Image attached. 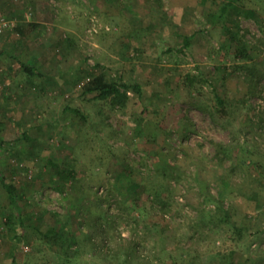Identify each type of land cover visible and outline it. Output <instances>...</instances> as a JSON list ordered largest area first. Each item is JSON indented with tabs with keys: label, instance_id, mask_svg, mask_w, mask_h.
Instances as JSON below:
<instances>
[{
	"label": "rangeland",
	"instance_id": "1",
	"mask_svg": "<svg viewBox=\"0 0 264 264\" xmlns=\"http://www.w3.org/2000/svg\"><path fill=\"white\" fill-rule=\"evenodd\" d=\"M224 3L0 0L16 26L37 24L0 35V50L23 43L11 53L22 51L18 60L0 54V170L23 187L25 208V229L16 225L14 235L0 185V264H264V0L232 3L222 18ZM229 30L250 59L235 56ZM35 52L43 76L29 79L20 60ZM95 64L138 83L142 95L129 92L124 109L83 95ZM242 64L259 74L235 67ZM187 73L212 83L189 87ZM219 143L231 150L222 165ZM52 164L74 171L62 191ZM126 164L150 193L125 194L126 179L116 176ZM108 188L116 190L109 205L101 201ZM207 191L221 192L240 234L227 223L201 224V211L216 206L205 207ZM252 193L258 202L246 199ZM56 224L58 242L45 236Z\"/></svg>",
	"mask_w": 264,
	"mask_h": 264
},
{
	"label": "trees",
	"instance_id": "2",
	"mask_svg": "<svg viewBox=\"0 0 264 264\" xmlns=\"http://www.w3.org/2000/svg\"><path fill=\"white\" fill-rule=\"evenodd\" d=\"M240 0H226V3H224L220 9V17H224L227 13L228 7L232 3H237ZM2 15V14H1ZM238 25V24H236ZM37 27V24L35 23H29L26 25L18 24L13 28V30L17 31L19 34L23 35L26 33V31H29L30 29H35ZM230 31V30H229ZM232 37H231V42L234 43L236 46L234 47V53L235 56L241 59H250V55L247 53L245 47L242 46V42L240 43V40L238 38V33H235L233 31H230ZM242 37V36H241ZM183 46L188 47L189 46V38L184 37L183 38ZM127 50L129 48H132L128 44L126 45ZM24 71L30 76L29 79H33V77H42L43 73L36 69L32 65H27V64H22ZM96 66L94 67L97 72H92L89 73L88 77H84L83 79H86L84 82H82L81 85V91L83 95H89L93 94L94 97L102 102H107L111 105L112 108L118 107L124 109L127 106V102L129 101V92H133L137 94L138 96L142 95V88L138 83H127L123 80V75L119 74L116 78H112L109 74L106 73V68L100 64H95ZM237 69H246L249 72H252L253 75L259 74L257 70L253 69H248L246 65H236L235 66ZM256 73V74H255ZM264 73H261L259 77L263 76ZM184 83L189 86L196 88V83H206L210 85L212 83V80L208 78V76L203 75V74H191L187 73L184 77ZM254 85H251V89H249V93L254 94ZM213 89V88H212ZM213 96L215 99V102L220 105L221 107L225 106L226 100H224L216 90L213 89ZM73 112L80 114L81 117L83 118L84 115L81 114L78 110L73 109ZM262 114H264V108L261 111ZM263 118H261L262 121ZM25 139L29 140V137H27L24 134ZM1 143V142H0ZM230 147L228 145H223L221 143L216 145V159L219 165H222L225 161L226 158L230 157ZM255 166H259L257 162H254ZM58 171L59 175L63 177V182L59 181L58 183H55L56 187H58L61 191L64 190V186L66 184L65 179L68 181L69 179L73 178L74 171L72 169L63 171L59 166L52 164ZM65 172V173H64ZM133 172V169L129 167L128 164L125 165L124 170L117 175V181L121 179V177L126 179V186H125V194H128L131 199H135L133 195H138L139 193L149 192V188L145 182H137L133 179L131 176V173ZM259 177H261V174H258ZM262 179V177H261ZM223 180V179H222ZM65 181V182H64ZM224 181V180H223ZM0 185L4 189L7 199H8V204L6 206V217H5V224L7 226V229L10 232H13L15 235L16 228L15 226L18 225L22 229H25V224H24V217H23V208L24 205L20 202L22 201L23 198V187H17L16 184L11 183L6 181L5 176L2 174L0 170ZM30 185L36 186L35 182L31 181V184L27 183L25 184V188L28 190H31L32 187ZM24 188V189H25ZM191 189H193V186H190ZM115 189L108 188L106 192V198H102L101 201L107 202L109 205V198L115 196ZM155 195H158L159 191L155 190L153 191ZM120 194V193H119ZM118 194V195H119ZM122 195V193L120 194ZM123 197V196H122ZM133 197V198H132ZM246 199L248 200H253L254 202H258V195L256 193H252L250 195H246ZM124 198H121V201L124 202ZM119 202V203H123ZM216 203L215 208H206L205 210L203 209L200 213V218H201V224L205 227L207 226V223L213 224L216 227H218V224L222 223H227L231 225L233 233H238L242 231V229L239 227V224L237 221H232L229 214L225 212L223 209V197L221 192L219 191L216 196L211 195L207 191V197L205 201V207L209 203ZM168 204L163 205V207H167ZM206 212V217L209 216L207 221H204L205 215L202 213ZM136 220V218H134ZM232 221V222H231ZM199 222V221H198ZM95 225H101L98 221L93 222ZM208 224V225H209ZM200 225L199 223L196 224V226ZM200 225V226H202ZM61 226L59 224H56L52 228H50L47 231V234H45L46 237L52 238V240L55 241H60L61 240ZM105 233V232H104ZM70 236L73 237V234L70 232ZM73 242H75V238L73 237ZM11 264H16L15 261H12Z\"/></svg>",
	"mask_w": 264,
	"mask_h": 264
},
{
	"label": "crops",
	"instance_id": "3",
	"mask_svg": "<svg viewBox=\"0 0 264 264\" xmlns=\"http://www.w3.org/2000/svg\"><path fill=\"white\" fill-rule=\"evenodd\" d=\"M11 31H6L5 32V34H4V38L6 37V38H8L9 37V34H11L10 33ZM15 35H18L19 33L17 32V34L16 33H14ZM3 35V34H2ZM20 35V34H19ZM12 36V35H11ZM13 37V36H12ZM10 40V42H11V40H13V39H9ZM17 42H19V44H23L22 43V41H20V40H16V42H12V43H9V41L8 42H6V44H5V46H3L2 48V50H0L1 52H0V54H2V55H6V56H8V57H10L11 59H15V60H18V58L20 57V56H22L21 54H22V51H20V52H15V53H13V54H11L12 53V51H14V49L18 46H15L14 45V43H17ZM26 48V47H25ZM28 49H32V47H28ZM27 54H28V52H26ZM42 55L43 54H38V53H30L29 54V56H28V59L25 61V62H22L21 60H20V65H21V67H22V71L21 72H23L24 74H25V77L26 78H30V76L24 71V69H23V65L22 64H27V65H32V64H34V62L37 60V58L39 57L40 59H41V57H42ZM37 63V62H36ZM10 70H11V67H13L14 66V64H11L10 63ZM36 69H38L39 71H41L42 72V70H40V68H39V66L38 65H35L34 66ZM35 77H33V79H34ZM38 78H41V77H38Z\"/></svg>",
	"mask_w": 264,
	"mask_h": 264
},
{
	"label": "built area",
	"instance_id": "4",
	"mask_svg": "<svg viewBox=\"0 0 264 264\" xmlns=\"http://www.w3.org/2000/svg\"><path fill=\"white\" fill-rule=\"evenodd\" d=\"M15 26L16 23L14 20L0 14V35L6 31L13 30Z\"/></svg>",
	"mask_w": 264,
	"mask_h": 264
}]
</instances>
